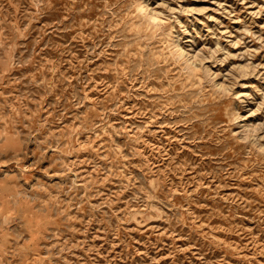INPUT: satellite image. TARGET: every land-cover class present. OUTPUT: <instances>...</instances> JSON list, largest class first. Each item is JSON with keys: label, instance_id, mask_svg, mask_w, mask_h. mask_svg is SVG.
<instances>
[{"label": "rangeland", "instance_id": "rangeland-1", "mask_svg": "<svg viewBox=\"0 0 264 264\" xmlns=\"http://www.w3.org/2000/svg\"><path fill=\"white\" fill-rule=\"evenodd\" d=\"M0 264H264V0H0Z\"/></svg>", "mask_w": 264, "mask_h": 264}, {"label": "bare ground", "instance_id": "bare-ground-1", "mask_svg": "<svg viewBox=\"0 0 264 264\" xmlns=\"http://www.w3.org/2000/svg\"><path fill=\"white\" fill-rule=\"evenodd\" d=\"M157 20V19H156ZM155 21V20H154ZM170 34V33H169ZM172 36V35H171ZM170 36V37H171ZM174 45L179 49V45L177 44V42L174 43Z\"/></svg>", "mask_w": 264, "mask_h": 264}]
</instances>
